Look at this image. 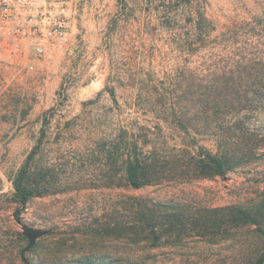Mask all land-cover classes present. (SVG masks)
<instances>
[{"label": "rangeland", "instance_id": "1", "mask_svg": "<svg viewBox=\"0 0 264 264\" xmlns=\"http://www.w3.org/2000/svg\"><path fill=\"white\" fill-rule=\"evenodd\" d=\"M189 11L204 12L218 31L249 22L248 50L264 51L263 0H78L62 49L32 61V69L26 46L14 57L0 55V264H76L84 257L102 264H254L260 240L252 228L218 241L189 232L159 245L125 229L144 226L140 208L162 214L256 200L264 195V146L259 159L226 178L137 189L108 186L104 177L116 168L98 160L121 138L139 94L173 89L164 78L185 65L200 71L196 55L186 63L170 51L175 33L189 26ZM259 118L264 122V110ZM136 120L155 123L151 113ZM165 134L168 144L178 143ZM36 145V161L53 171L58 190L31 199L17 220L10 176ZM21 223L48 229L25 252Z\"/></svg>", "mask_w": 264, "mask_h": 264}, {"label": "trees", "instance_id": "2", "mask_svg": "<svg viewBox=\"0 0 264 264\" xmlns=\"http://www.w3.org/2000/svg\"><path fill=\"white\" fill-rule=\"evenodd\" d=\"M188 14L189 26L185 32L175 33L170 51L183 56L186 63L196 55L201 59L200 71L195 74L185 65L181 72L164 78L173 89L138 95L141 105L123 124L121 138L99 155L108 171L116 168L104 177L110 187L137 189L163 182L223 179L263 155L264 122L259 116L264 110V51L248 50L246 37L254 35V26L245 22L218 31L204 12ZM254 22L260 25V20ZM262 28L264 50V0ZM146 113L153 115L154 125L137 122ZM165 132L178 143L168 144ZM37 150L38 145L10 176L12 198L20 207L14 214L17 220L31 199L58 190L53 171L37 163ZM140 212V220H146L144 226L125 230L140 234L153 245L189 232L218 241L252 228L260 240L254 264H264V195L249 203L189 212L177 209L154 214L140 208L136 213ZM76 264L102 263L84 257Z\"/></svg>", "mask_w": 264, "mask_h": 264}, {"label": "built area", "instance_id": "3", "mask_svg": "<svg viewBox=\"0 0 264 264\" xmlns=\"http://www.w3.org/2000/svg\"><path fill=\"white\" fill-rule=\"evenodd\" d=\"M78 0H0V55L26 46L31 62L64 47Z\"/></svg>", "mask_w": 264, "mask_h": 264}, {"label": "water", "instance_id": "4", "mask_svg": "<svg viewBox=\"0 0 264 264\" xmlns=\"http://www.w3.org/2000/svg\"><path fill=\"white\" fill-rule=\"evenodd\" d=\"M21 230H22V234L27 239V244L22 249L23 252L31 249L36 244V241L40 237H42L48 233V229L36 228V227L30 226L26 223H21Z\"/></svg>", "mask_w": 264, "mask_h": 264}]
</instances>
